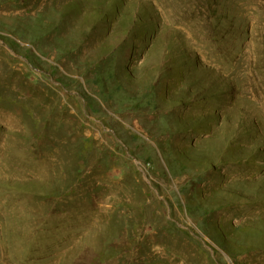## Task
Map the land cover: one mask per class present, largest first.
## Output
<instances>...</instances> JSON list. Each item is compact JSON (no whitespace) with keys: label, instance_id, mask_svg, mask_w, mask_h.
Here are the masks:
<instances>
[{"label":"rangeland","instance_id":"obj_1","mask_svg":"<svg viewBox=\"0 0 264 264\" xmlns=\"http://www.w3.org/2000/svg\"><path fill=\"white\" fill-rule=\"evenodd\" d=\"M263 52L264 0H0V264H264Z\"/></svg>","mask_w":264,"mask_h":264},{"label":"bare ground","instance_id":"obj_2","mask_svg":"<svg viewBox=\"0 0 264 264\" xmlns=\"http://www.w3.org/2000/svg\"><path fill=\"white\" fill-rule=\"evenodd\" d=\"M262 18V17H261ZM211 49V48H210ZM264 53V52H263ZM12 200V199H11ZM1 204V203H0ZM24 248V247H23ZM21 249V248H20ZM21 251H22V249H21Z\"/></svg>","mask_w":264,"mask_h":264}]
</instances>
